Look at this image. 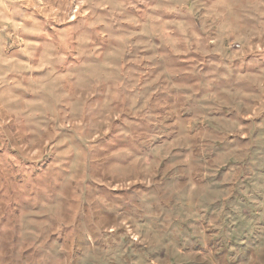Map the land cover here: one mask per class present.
Masks as SVG:
<instances>
[{"label": "rangeland", "instance_id": "1", "mask_svg": "<svg viewBox=\"0 0 264 264\" xmlns=\"http://www.w3.org/2000/svg\"><path fill=\"white\" fill-rule=\"evenodd\" d=\"M0 264H264V0H0Z\"/></svg>", "mask_w": 264, "mask_h": 264}]
</instances>
